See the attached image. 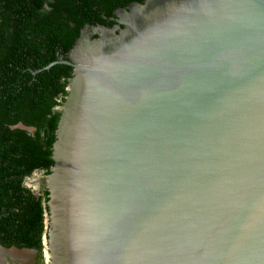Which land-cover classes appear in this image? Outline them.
I'll list each match as a JSON object with an SVG mask.
<instances>
[{"label":"water","instance_id":"1","mask_svg":"<svg viewBox=\"0 0 264 264\" xmlns=\"http://www.w3.org/2000/svg\"><path fill=\"white\" fill-rule=\"evenodd\" d=\"M115 13L47 66L74 68L33 174L48 264H264V0Z\"/></svg>","mask_w":264,"mask_h":264},{"label":"trees","instance_id":"2","mask_svg":"<svg viewBox=\"0 0 264 264\" xmlns=\"http://www.w3.org/2000/svg\"><path fill=\"white\" fill-rule=\"evenodd\" d=\"M145 0H0V245L41 256L44 203L26 178L51 172L53 145L73 66L52 62L69 52L86 26L112 27L116 10ZM97 34L93 35L96 37ZM21 123L26 128L17 127ZM28 128H32L30 131Z\"/></svg>","mask_w":264,"mask_h":264},{"label":"rangeland","instance_id":"3","mask_svg":"<svg viewBox=\"0 0 264 264\" xmlns=\"http://www.w3.org/2000/svg\"><path fill=\"white\" fill-rule=\"evenodd\" d=\"M41 179V175L35 174L31 176V182L27 186L31 187L34 191L36 190V183H40L37 180ZM0 264H48V259L43 250L42 255L40 256L37 251L33 249H4L3 253L0 256Z\"/></svg>","mask_w":264,"mask_h":264},{"label":"flooded vegetation","instance_id":"4","mask_svg":"<svg viewBox=\"0 0 264 264\" xmlns=\"http://www.w3.org/2000/svg\"><path fill=\"white\" fill-rule=\"evenodd\" d=\"M95 33V31L93 30V28H90L88 31H87V34L89 35V36H92L93 34ZM40 183H41V186L42 185H44V183L42 182V181H40ZM43 187V186H42ZM2 246V245H1ZM13 248H16V247H13ZM4 249H7V248H5V247H0V256H1V254L3 253V251H4ZM16 249H18V248H16ZM34 250V249H33ZM35 251H37V250H35Z\"/></svg>","mask_w":264,"mask_h":264}]
</instances>
